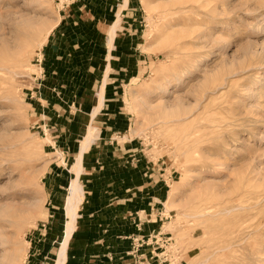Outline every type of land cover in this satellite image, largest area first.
Instances as JSON below:
<instances>
[{"label": "rangeland", "instance_id": "obj_1", "mask_svg": "<svg viewBox=\"0 0 264 264\" xmlns=\"http://www.w3.org/2000/svg\"><path fill=\"white\" fill-rule=\"evenodd\" d=\"M76 1L0 0V264H34L45 172L63 155L30 90L47 34ZM129 3L141 64L118 101L128 136L169 176L158 233L139 243L152 264H264V0Z\"/></svg>", "mask_w": 264, "mask_h": 264}, {"label": "crops", "instance_id": "obj_2", "mask_svg": "<svg viewBox=\"0 0 264 264\" xmlns=\"http://www.w3.org/2000/svg\"><path fill=\"white\" fill-rule=\"evenodd\" d=\"M129 2L77 0L42 45L45 76L29 98L63 157L51 161L45 172L48 206L34 238V264H46L54 249V259L59 258L71 187L67 195L76 178L82 198L64 264L155 261L153 246L142 243L145 237L152 242L158 233V202L169 176L128 136L130 114L118 101L123 75L141 64L134 34L138 15Z\"/></svg>", "mask_w": 264, "mask_h": 264}, {"label": "bare ground", "instance_id": "obj_3", "mask_svg": "<svg viewBox=\"0 0 264 264\" xmlns=\"http://www.w3.org/2000/svg\"><path fill=\"white\" fill-rule=\"evenodd\" d=\"M91 134V132H90ZM90 134L88 135V137L86 138V143L88 142L89 138H90ZM91 139V138H90ZM86 146V145H85ZM77 178L76 180L73 181L72 186H71V190H72V195L68 198V215H69V220L67 223V236L62 244V247L60 249L59 252V258L57 259V263L56 264H64L65 258H66V249H67V245H68V241H69V237L71 235V232L73 231V223H74V219L76 216V210H77V205L79 204L81 198H82V193H81V186L78 184L77 182ZM75 224V223H74Z\"/></svg>", "mask_w": 264, "mask_h": 264}, {"label": "built area", "instance_id": "obj_4", "mask_svg": "<svg viewBox=\"0 0 264 264\" xmlns=\"http://www.w3.org/2000/svg\"><path fill=\"white\" fill-rule=\"evenodd\" d=\"M61 2H62V0H60ZM65 0H63V2H64ZM41 56H37L36 57V65L38 66V68H39V72H38V75L34 78V80L36 81V80H39V79H42V76H43V73H44V71H43V68H42V66H41ZM38 88V85H37V87H36V89ZM47 127H45L44 129H46Z\"/></svg>", "mask_w": 264, "mask_h": 264}]
</instances>
